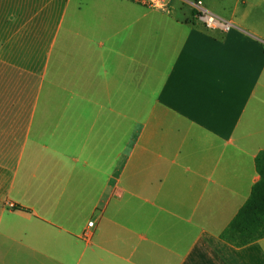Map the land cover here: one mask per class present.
Returning <instances> with one entry per match:
<instances>
[{
	"label": "crops",
	"instance_id": "0c3cea01",
	"mask_svg": "<svg viewBox=\"0 0 264 264\" xmlns=\"http://www.w3.org/2000/svg\"><path fill=\"white\" fill-rule=\"evenodd\" d=\"M194 1L0 0V264H264V0Z\"/></svg>",
	"mask_w": 264,
	"mask_h": 264
},
{
	"label": "trees",
	"instance_id": "16d2710c",
	"mask_svg": "<svg viewBox=\"0 0 264 264\" xmlns=\"http://www.w3.org/2000/svg\"><path fill=\"white\" fill-rule=\"evenodd\" d=\"M255 163L260 180L222 233V238L235 247H243L264 238V152L256 157Z\"/></svg>",
	"mask_w": 264,
	"mask_h": 264
},
{
	"label": "built area",
	"instance_id": "2783aa9c",
	"mask_svg": "<svg viewBox=\"0 0 264 264\" xmlns=\"http://www.w3.org/2000/svg\"><path fill=\"white\" fill-rule=\"evenodd\" d=\"M134 2L151 9L168 10L170 8L171 0H133ZM194 18L210 30H220L222 32L230 31L234 25L232 22L212 13L205 8L202 0H195L193 2ZM94 223L90 222L88 227H93ZM90 232L86 230L84 237L89 238Z\"/></svg>",
	"mask_w": 264,
	"mask_h": 264
},
{
	"label": "rangeland",
	"instance_id": "374dc122",
	"mask_svg": "<svg viewBox=\"0 0 264 264\" xmlns=\"http://www.w3.org/2000/svg\"><path fill=\"white\" fill-rule=\"evenodd\" d=\"M208 2H209V4H210V7H209V8H210V11H211V0H209ZM221 10H222V9H221ZM201 25H202V24H201ZM203 27H204V25H203Z\"/></svg>",
	"mask_w": 264,
	"mask_h": 264
}]
</instances>
